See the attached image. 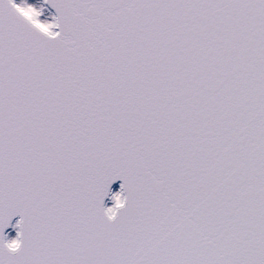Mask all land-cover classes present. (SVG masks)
Returning <instances> with one entry per match:
<instances>
[{"label":"snow or ice","instance_id":"obj_1","mask_svg":"<svg viewBox=\"0 0 264 264\" xmlns=\"http://www.w3.org/2000/svg\"><path fill=\"white\" fill-rule=\"evenodd\" d=\"M0 264H264V0H0Z\"/></svg>","mask_w":264,"mask_h":264},{"label":"water","instance_id":"obj_2","mask_svg":"<svg viewBox=\"0 0 264 264\" xmlns=\"http://www.w3.org/2000/svg\"><path fill=\"white\" fill-rule=\"evenodd\" d=\"M9 231H11V230H9ZM12 235L14 236V235H15V233L13 232V233H12Z\"/></svg>","mask_w":264,"mask_h":264}]
</instances>
